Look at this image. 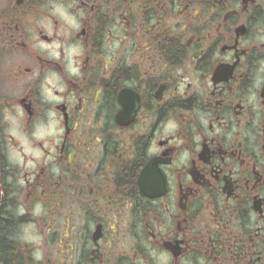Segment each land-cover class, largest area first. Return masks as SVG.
Segmentation results:
<instances>
[{
	"label": "flooded vegetation",
	"instance_id": "af4514ba",
	"mask_svg": "<svg viewBox=\"0 0 264 264\" xmlns=\"http://www.w3.org/2000/svg\"><path fill=\"white\" fill-rule=\"evenodd\" d=\"M0 42V264H264V0H10Z\"/></svg>",
	"mask_w": 264,
	"mask_h": 264
},
{
	"label": "rangeland",
	"instance_id": "374dc122",
	"mask_svg": "<svg viewBox=\"0 0 264 264\" xmlns=\"http://www.w3.org/2000/svg\"><path fill=\"white\" fill-rule=\"evenodd\" d=\"M9 2H10V0H0V11L4 10L5 7L7 5H9ZM3 50H4V44H3V42H0V54L4 53ZM32 228H33L32 226L22 225L19 227V233L22 235L23 238L28 239V236L30 235V230H32ZM15 229H16V227L11 226L9 234H8V232L7 233L6 232L0 233V241L2 238L6 237V235L9 236V238L13 237L14 236L13 231ZM3 244H5V242Z\"/></svg>",
	"mask_w": 264,
	"mask_h": 264
},
{
	"label": "trees",
	"instance_id": "16d2710c",
	"mask_svg": "<svg viewBox=\"0 0 264 264\" xmlns=\"http://www.w3.org/2000/svg\"><path fill=\"white\" fill-rule=\"evenodd\" d=\"M0 233H2V231L0 230ZM5 239H7L6 237H4V238H2L1 240L4 242L5 241ZM5 252H7L5 249H2L1 250V254L2 253H5ZM6 255V254H5Z\"/></svg>",
	"mask_w": 264,
	"mask_h": 264
},
{
	"label": "water",
	"instance_id": "95a60500",
	"mask_svg": "<svg viewBox=\"0 0 264 264\" xmlns=\"http://www.w3.org/2000/svg\"><path fill=\"white\" fill-rule=\"evenodd\" d=\"M1 197H2V194H1V186H0V208H1Z\"/></svg>",
	"mask_w": 264,
	"mask_h": 264
}]
</instances>
